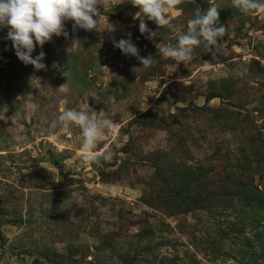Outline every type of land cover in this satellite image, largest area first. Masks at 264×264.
I'll return each mask as SVG.
<instances>
[{
    "label": "rangeland",
    "instance_id": "obj_1",
    "mask_svg": "<svg viewBox=\"0 0 264 264\" xmlns=\"http://www.w3.org/2000/svg\"><path fill=\"white\" fill-rule=\"evenodd\" d=\"M215 3L229 29L218 66L203 42L187 64L158 50L209 0H184L162 28L141 15L154 40L139 8L107 0L101 26L115 31L66 22L69 38L33 53L46 71L0 30V264H264V13ZM129 33L151 67L114 47ZM67 109L116 123L100 159L82 160Z\"/></svg>",
    "mask_w": 264,
    "mask_h": 264
},
{
    "label": "clouds",
    "instance_id": "obj_2",
    "mask_svg": "<svg viewBox=\"0 0 264 264\" xmlns=\"http://www.w3.org/2000/svg\"><path fill=\"white\" fill-rule=\"evenodd\" d=\"M129 2L140 9L135 14V19H139V31L146 35V38L154 40L159 33L151 30L140 19L141 15L148 20L155 22L159 27L169 25L168 13L184 3V0H129ZM103 6L107 10V0H0V30L8 29L7 39L12 42L15 54L25 65H33L35 70H47V65L43 63L45 53L40 51L39 55L33 57L37 45L43 49L44 45L53 41V37L69 38L66 22H73V31L82 29L85 31L114 32L115 28L110 24V28L104 29L101 26L103 14L99 8ZM231 6L243 13L260 12L264 13V0H231ZM219 5L215 0H209V7L201 12L198 8L195 17L188 21L186 33L178 36L177 46L158 47L162 58H170L178 63L187 64L193 59V50L203 42L207 52L212 54L215 64L205 61V65L218 66L220 64L217 55L224 47L219 41L229 35V29L220 24ZM116 40L112 37L114 47L121 50L125 55L134 56L143 65V68L151 67L154 58L149 55H140L139 48L131 40ZM78 40H73L72 47H75ZM57 62L53 63V68H58ZM58 121L67 124H74L82 131V160L92 162L100 159L95 151L96 145L100 143L108 130L115 129L116 123L105 116L104 111L100 115L96 111L89 113L85 110L67 109L58 117ZM57 121H52L51 127L55 128ZM104 160H110L112 153L106 152ZM56 179V178H55Z\"/></svg>",
    "mask_w": 264,
    "mask_h": 264
}]
</instances>
